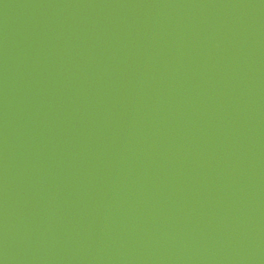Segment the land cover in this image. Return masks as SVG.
Listing matches in <instances>:
<instances>
[{"label":"water","instance_id":"water-1","mask_svg":"<svg viewBox=\"0 0 264 264\" xmlns=\"http://www.w3.org/2000/svg\"><path fill=\"white\" fill-rule=\"evenodd\" d=\"M3 264H264V0H0Z\"/></svg>","mask_w":264,"mask_h":264},{"label":"snow or ice","instance_id":"snow-or-ice-1","mask_svg":"<svg viewBox=\"0 0 264 264\" xmlns=\"http://www.w3.org/2000/svg\"><path fill=\"white\" fill-rule=\"evenodd\" d=\"M0 264H3V262H2V261H0Z\"/></svg>","mask_w":264,"mask_h":264}]
</instances>
